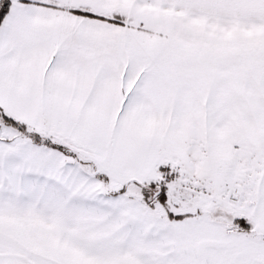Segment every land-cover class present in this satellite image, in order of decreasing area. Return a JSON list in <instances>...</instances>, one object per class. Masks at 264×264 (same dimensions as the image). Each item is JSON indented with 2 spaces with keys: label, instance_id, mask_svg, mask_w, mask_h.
Here are the masks:
<instances>
[{
  "label": "snow or ice",
  "instance_id": "6c2138e0",
  "mask_svg": "<svg viewBox=\"0 0 264 264\" xmlns=\"http://www.w3.org/2000/svg\"><path fill=\"white\" fill-rule=\"evenodd\" d=\"M0 264H264V0H0Z\"/></svg>",
  "mask_w": 264,
  "mask_h": 264
}]
</instances>
